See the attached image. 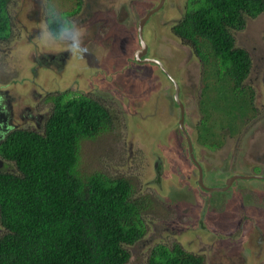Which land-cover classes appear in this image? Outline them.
<instances>
[{"label": "rangeland", "instance_id": "rangeland-1", "mask_svg": "<svg viewBox=\"0 0 264 264\" xmlns=\"http://www.w3.org/2000/svg\"><path fill=\"white\" fill-rule=\"evenodd\" d=\"M41 1L7 0L8 16L13 27L8 39L0 41V82L12 79V82L15 79L28 81L32 78L30 69L21 67L20 61L24 62L27 57H37L41 52L40 47H46L44 41L36 35L37 31H41L45 19L44 0ZM54 2L60 5L65 16L77 22L83 33V50L77 59L83 56L92 58V62H97L99 67L101 64L103 72H116L108 91L118 92H115V96L106 91L101 95V102L111 108L116 119L114 118L113 126L107 131L80 141L76 169L83 176L101 173L111 179L124 177L132 182L135 190L133 199L154 196L157 201L164 202L159 204L158 209L150 210L143 216L140 212L144 237L127 246L131 256L126 264H147L155 247L169 248L176 242L184 245L186 251H192V243V249L205 254L211 264H264V254L259 256V261H255L250 258L249 251L246 257L244 254L235 255V250L234 253H226L225 257L219 253L214 256L215 240L209 235H196L189 241L179 234L180 231H174L178 225L169 227L175 222L168 227L164 225L163 221L170 212V215L178 217L179 222L185 220L181 216L184 214L180 207L167 205L168 198H191V183L196 181V171L192 166L187 170L184 163L183 171L186 172L174 170V163L178 164L174 159L175 155L182 157L183 162L187 158L183 155L185 139L177 127L179 108L173 104V87L169 80L161 70L159 72V66L146 64L144 70H141L132 60L131 47H139L137 22L159 0ZM163 5V9L151 15L149 22L152 25L143 29V38L148 43L147 49L149 48V54L148 51L146 53L160 59L172 75H175L174 72L177 76L179 74L187 130L198 149L202 150L204 142L212 143L216 139V142H224L220 145L223 150L219 147L209 153L210 158L206 157L209 172L217 169L218 162L225 157L231 159L238 153V148L245 146L246 151L250 148L251 156L248 159H253L254 156L260 159L255 161L252 172L261 173L264 170V91H261L260 86L264 82V11L255 18H247L243 29L233 30L235 45L248 52L252 68L246 83H243L241 94L236 98V93L233 92V102L228 107L229 91L222 85L225 79L218 75L219 63L211 51L203 46L207 57L199 59L172 31V26L191 7V0H164ZM31 34L36 37L29 39ZM34 42L38 48L33 45ZM56 47L45 49L56 50ZM29 63L32 65V61ZM88 70L83 63L75 64L71 66L67 76ZM123 79L134 82L133 86H121ZM81 89L83 87L80 86L79 90ZM200 98L203 105L199 102ZM208 103L210 106H207ZM241 112L244 113L240 118L234 117ZM150 131H157L158 135L153 137ZM158 152L163 154L164 162L167 158L168 171H160L161 178L165 174L164 181L160 178L161 183L157 184L154 181V163ZM9 168L13 169L12 165ZM187 183L190 185H185ZM250 184L256 185L258 182L251 181ZM170 193L173 197H168ZM187 199L184 207H190ZM228 217L231 220L235 218L233 214ZM180 229L182 232L190 230L184 225ZM171 232H175L178 237L170 235Z\"/></svg>", "mask_w": 264, "mask_h": 264}, {"label": "trees", "instance_id": "trees-1", "mask_svg": "<svg viewBox=\"0 0 264 264\" xmlns=\"http://www.w3.org/2000/svg\"><path fill=\"white\" fill-rule=\"evenodd\" d=\"M6 5L7 0H0L1 39L9 31ZM263 11L264 0H192L174 31L200 58L207 57L203 46L211 51L219 63L218 75L229 82L238 98L252 60L235 45L232 31L243 29L247 18ZM113 123L112 110L98 100L62 95L55 100L42 131L20 129L2 140L0 264L129 261L126 247L142 237L139 210L150 197L133 199L132 182L124 177L83 176L76 169L80 141L107 131ZM147 264L204 262L179 246L173 250L157 246Z\"/></svg>", "mask_w": 264, "mask_h": 264}, {"label": "flooded vegetation", "instance_id": "flooded-vegetation-1", "mask_svg": "<svg viewBox=\"0 0 264 264\" xmlns=\"http://www.w3.org/2000/svg\"><path fill=\"white\" fill-rule=\"evenodd\" d=\"M163 1L164 0H159V2L154 5V7H151L147 11L148 13L151 9L158 7L156 11L152 12L146 18L143 25L140 27L141 32L139 30V22L142 18L146 17L147 13L137 22L136 35L139 40V47H131V52H133L132 60L136 65H138L137 68H140L141 70H144L146 64L159 66L157 69L159 72L162 71V74L164 73L163 75L169 80V84L173 87V104L178 106L175 97L176 89L179 95L178 99L183 104V101L181 100L183 91L179 83V74L177 76L176 72H174L175 75H172L166 70L160 59L156 58L155 56L152 57L148 55V43L143 38L144 27L146 26V28H148V26L150 27L152 25L151 22H149L151 15L163 9ZM37 2L42 1L37 0ZM36 6L40 10L37 4ZM190 8L191 7H188L187 10ZM180 20H178V22ZM178 22L172 26V31L175 36L180 38L174 31V27ZM12 27L13 23L9 18V31L7 35H4V39L0 38V41H6L8 39L9 33L12 31ZM38 34L39 31H37L36 35ZM52 35L55 36L53 32ZM35 37V35L31 34L29 39H33ZM180 40L185 45L190 47L191 52L194 53V55L198 56L189 42L182 40V38H180ZM33 45L36 47L35 42ZM40 48L41 52L37 55V57L32 59L31 57H27L24 62L20 61L21 67H27L30 69L32 74L31 79H28V81H20L19 79H15L14 82H12V79L9 81L0 82V129L2 126L5 129L4 132H1L2 129L0 130V143L7 136V134L12 131L20 129L42 131L46 119L51 115L55 107V100H58L60 97H62V95L65 96V98H77L84 95L102 103V92H110L108 91L110 88L109 86L115 80L116 72L109 70L108 73H105L103 72L100 62L98 63L100 64L99 67L97 62H92V58L88 59L87 57L83 56L80 57V59H77V56L72 55L65 48H61L59 46L56 47V50L49 51L45 49L46 47L41 46ZM147 51L148 54L146 53ZM129 58L130 57L128 56V59ZM199 59L204 60V57H199ZM132 60L129 59V62L132 63ZM30 61H32V65L29 63ZM80 63L85 64V68L89 70L86 72L82 71L81 73L77 72L72 76H67V74H69L71 71V66H74L75 64L80 65ZM124 66L125 65H123V67ZM59 72L61 73L59 74ZM249 74L250 72L248 75ZM246 80L247 77L242 82V86L243 83H246ZM128 84H130L132 87L134 82H127L124 79L120 82L121 86L127 87ZM222 85L228 88L229 95L231 92H234L227 80H225ZM80 86L83 87V89L79 90ZM260 86L262 87L261 91L262 89L264 91V82ZM115 92L117 93L118 91L110 93L115 96ZM199 102H202L201 98ZM105 106L110 108L107 105ZM178 108L179 119L177 121V127L185 139V153H183V155L187 159L185 162H183L184 160L182 157H176L174 154V159L178 162V164L174 163V170L177 172L179 171L180 173L186 172L183 171L182 163H184V166L188 168L187 170H189L192 166V168H194L196 171V181L195 183H191V185L195 188L192 187V196L189 199L185 197H181L180 199H177L176 197L174 199H169L168 197H173L171 196V193L168 195V197L165 196V198H168L167 205L178 206L182 209V213L184 215H180L184 217L185 220L179 222L178 217L170 215V212L165 220H162L164 225L168 227L170 223L175 222V224H172L169 227L178 225V228H175L174 231L177 233L180 231L179 234L181 233V235L188 238L189 241H191L196 235H209L213 241L215 240V243L213 244L215 246L214 256L216 253H219L225 257L226 253H234L235 250V255L244 254L246 257L249 251L250 258L254 259L255 261H259V256L264 254V170L262 169L261 173H254L252 172V168L256 165L255 161H259L260 159L256 156H254L253 159H248V157L251 156L249 153L250 148L248 151H246L245 146H243L244 148H238V153L231 157V159L225 157L223 160L218 162L217 169L210 173L208 170V165L206 164V157L209 155V153H213L216 149L221 147L220 145L224 142H216L218 139L212 140V143L204 142V149H198L193 137L190 136L189 131L187 130L185 108L183 109V114L179 106ZM242 113L244 112H241L240 115L238 114L234 117L240 118ZM220 150H223V147H221ZM199 167L202 171V184L199 183ZM251 181L258 182V184L251 185ZM188 184L189 183L185 185ZM149 197L152 198H150L151 201L148 203V205H146L145 208L139 210V213L141 212L142 216L150 210L158 209L161 203L164 204L163 200L159 202L154 196ZM186 199L190 202V207H184V201ZM232 214L235 217L233 220L237 221L236 223H234V221L228 217ZM183 225L190 230L182 232L180 227ZM170 235L178 237L175 232H171ZM143 237L144 227L141 238ZM175 246H179L180 248L186 250L184 245H181L177 242L172 246L170 245V247L168 246V249L173 250ZM192 248L193 244L191 243L190 249L192 251L189 252L196 256L202 257L204 264H211V262L208 263L205 254H199V252ZM258 251L260 252L258 253V256H256Z\"/></svg>", "mask_w": 264, "mask_h": 264}, {"label": "clouds", "instance_id": "clouds-1", "mask_svg": "<svg viewBox=\"0 0 264 264\" xmlns=\"http://www.w3.org/2000/svg\"><path fill=\"white\" fill-rule=\"evenodd\" d=\"M43 15L45 19L38 36L44 41L45 46L48 48L62 46L72 55L78 56L83 50V33L77 22L65 16L60 5L54 0H44ZM53 31L56 32L55 36L52 35Z\"/></svg>", "mask_w": 264, "mask_h": 264}, {"label": "water", "instance_id": "water-1", "mask_svg": "<svg viewBox=\"0 0 264 264\" xmlns=\"http://www.w3.org/2000/svg\"><path fill=\"white\" fill-rule=\"evenodd\" d=\"M158 9V7H155V8H153V9H151L148 13H147V15H146V17H144V18H142L141 20H140V22H139V28L143 25V23H144V21L146 20V18L152 13V12H154V11H156ZM140 30V32H141V28L139 29ZM140 32H139V34H140ZM140 37H141V34H140ZM143 44H144V42H143ZM175 97H176V102H177V104H178V106L180 107V109H181V111H182V114H183V109H184V105L182 104V102L178 99V97H179V95H178V91H177V89H176V91H175ZM4 124V123H3ZM0 126H1V124H0ZM1 129H2V131L1 132H4V128H3V126L1 127ZM0 129V130H1ZM150 133H151V136H153V137H155V136H157L158 135V133H157V131H150ZM166 157V156H165ZM163 158H164V156H163V154L162 153H160V152H158V156H157V159L155 160V163H154V170H155V177H154V181H155V183H161V180L162 181H164L163 180V176L165 175H162V178H161V175H159L160 174V171L162 170V172L163 171H168V165H167V158H166V161L164 162L163 161ZM3 165V160L0 158V167ZM199 173H200V180H199V183H201L202 184V182H201V177H202V175H201V173H202V171H201V168L199 167ZM160 178H161V180H160ZM204 186V185H203Z\"/></svg>", "mask_w": 264, "mask_h": 264}]
</instances>
